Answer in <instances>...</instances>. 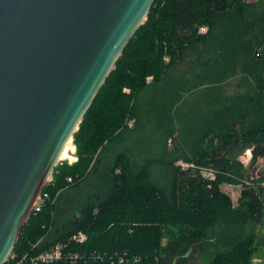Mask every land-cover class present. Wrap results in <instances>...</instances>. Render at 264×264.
Instances as JSON below:
<instances>
[{
    "label": "trees",
    "instance_id": "obj_1",
    "mask_svg": "<svg viewBox=\"0 0 264 264\" xmlns=\"http://www.w3.org/2000/svg\"><path fill=\"white\" fill-rule=\"evenodd\" d=\"M255 6L245 0L154 1L72 136L75 162L54 167L42 190L48 198L30 214L10 254L60 243L79 257L50 264H168L208 236L214 249L209 264H252L256 230L264 231V176L249 175L264 159V9ZM199 45L202 77L188 88L206 84L205 110L184 156L192 167L182 171L172 161L154 160L159 178L151 173L153 161L138 163L127 149L138 131L128 122L140 125L154 113L169 121L167 135L173 134L178 124L172 114L190 90L186 79L167 76ZM236 73L240 91L213 101L214 86ZM248 150L245 169L237 158ZM201 169L216 171L215 178H203ZM224 183L241 184L236 207L221 191ZM79 232L86 240L71 241ZM4 264L15 262L11 257Z\"/></svg>",
    "mask_w": 264,
    "mask_h": 264
},
{
    "label": "water",
    "instance_id": "obj_2",
    "mask_svg": "<svg viewBox=\"0 0 264 264\" xmlns=\"http://www.w3.org/2000/svg\"><path fill=\"white\" fill-rule=\"evenodd\" d=\"M155 0H0V264Z\"/></svg>",
    "mask_w": 264,
    "mask_h": 264
},
{
    "label": "rangeland",
    "instance_id": "obj_3",
    "mask_svg": "<svg viewBox=\"0 0 264 264\" xmlns=\"http://www.w3.org/2000/svg\"><path fill=\"white\" fill-rule=\"evenodd\" d=\"M251 4H255L256 10L264 9V0H245ZM207 28H205L206 33ZM203 47L201 45L194 48L192 51H188L184 60L177 66L171 68L167 79L176 81L182 79L186 85V88L189 87V81L192 79H200L202 68L199 66V61L205 60V55L202 53ZM223 80L214 86V89L211 90L213 94V101H220L222 97L230 98L236 95L240 91V74L236 73L235 75H229ZM205 85L189 89L190 91L185 90L183 93L182 102L180 103V108L177 113L172 114V119L178 124L173 127V134L171 136L167 135V128H169V121L166 118L159 119L156 114L151 113L146 120L142 121L140 125L133 122L129 129L137 128V132L133 139L129 140L127 143V149L132 153V156L136 162H141L143 159L148 157V160L153 161V166L151 173L156 175L159 178H164L160 169L156 170V167L159 166L154 160L173 162V166H179L180 163H184V167L179 166L181 170H186V166L189 162L184 160V156L189 154V146L192 142L195 141L193 138V132L199 128V121L202 115L203 102L205 98H202L204 94ZM207 98V97H206ZM209 98V97H208ZM187 130V132H186ZM132 131V130H129ZM133 132V131H132ZM73 145V143H72ZM75 153V149H74ZM73 153V154H74ZM73 157H75L73 155ZM247 154L238 156V160L241 159L247 161ZM63 160V159H62ZM257 165L258 169L264 168V159H258ZM71 163L75 160L71 159ZM240 161V160H239ZM68 162V161H67ZM70 163V164H71ZM189 165V164H188ZM190 167V166H189ZM263 167V168H262ZM186 168V169H184ZM244 169V168H243ZM256 169L255 171H257ZM171 169L168 167V178ZM167 176V175H166ZM165 176V178H167ZM235 180L239 181L238 176H232ZM167 178V179H168ZM220 189L222 192L227 194L230 199L233 197L231 202L232 205L236 207L238 203L236 202V197L238 196L239 191L242 189L241 184L232 185V184H221ZM207 242L204 244L189 245L184 248L183 251H180L177 255H172L168 259V264H206L211 262L212 253L214 249L210 243V237H206ZM209 249V250H208ZM214 255V254H213Z\"/></svg>",
    "mask_w": 264,
    "mask_h": 264
},
{
    "label": "built area",
    "instance_id": "obj_4",
    "mask_svg": "<svg viewBox=\"0 0 264 264\" xmlns=\"http://www.w3.org/2000/svg\"><path fill=\"white\" fill-rule=\"evenodd\" d=\"M200 32H205V28H201ZM134 122V120H131L128 122V127H131V124ZM68 161V163L70 164L72 161L69 159H63ZM72 160H76V157L73 158ZM184 163H180L179 166L184 167ZM192 167L191 164H187L186 168L188 167ZM181 167V168H182ZM184 168V169H186ZM217 172L212 170V169H201L200 170V174L203 178L209 179V180H213L215 178V174ZM70 181V179H68ZM48 198V194L47 193H43L41 192V194L37 197L32 211L31 213H36L38 211L41 210L45 200ZM70 240L76 243H83L86 240V236L85 234L79 232V233H75L70 237ZM40 242V241H39ZM39 242H37L34 246H36ZM13 258V261L15 262V264H50V263H55L58 261H62V260H74L77 259L79 256L77 254H74L70 251L67 250V247L64 246L63 244L57 243L55 245H52L42 251H40L39 253H23L20 254L19 256L16 254H10L7 261L10 258ZM138 260V258H134L132 260V262H136ZM130 261H126V263H129Z\"/></svg>",
    "mask_w": 264,
    "mask_h": 264
},
{
    "label": "crops",
    "instance_id": "obj_5",
    "mask_svg": "<svg viewBox=\"0 0 264 264\" xmlns=\"http://www.w3.org/2000/svg\"><path fill=\"white\" fill-rule=\"evenodd\" d=\"M246 154H247V157H246L247 161H246V159L244 161L239 159L240 162L243 164L245 169L248 167L250 156H251L249 150L246 151ZM258 161H257V163H258ZM257 163L252 168L249 169V175H250L251 180H253V179L257 180L259 177L264 176V168L262 167L263 169H261V171H260V169H258L259 165H257ZM256 169H258V170L255 171ZM260 187L264 189V181L260 183ZM239 195H240V191L238 193V196L235 199L237 203H238ZM231 198L233 199V197H231ZM232 203H233V201H232ZM209 263H206V264H209ZM251 263L252 264H264V231L262 228H259L256 230V249H255V252L253 253V255L251 256Z\"/></svg>",
    "mask_w": 264,
    "mask_h": 264
},
{
    "label": "bare ground",
    "instance_id": "obj_6",
    "mask_svg": "<svg viewBox=\"0 0 264 264\" xmlns=\"http://www.w3.org/2000/svg\"><path fill=\"white\" fill-rule=\"evenodd\" d=\"M171 125V124H170ZM174 127V126H173ZM74 146L72 145L71 142H68L62 152L61 159H73V153H74Z\"/></svg>",
    "mask_w": 264,
    "mask_h": 264
}]
</instances>
